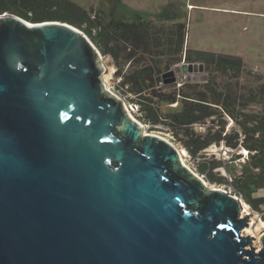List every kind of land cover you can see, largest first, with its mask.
<instances>
[{"label": "water", "instance_id": "obj_1", "mask_svg": "<svg viewBox=\"0 0 264 264\" xmlns=\"http://www.w3.org/2000/svg\"><path fill=\"white\" fill-rule=\"evenodd\" d=\"M103 74L78 27L0 13V264H264L241 197L147 132Z\"/></svg>", "mask_w": 264, "mask_h": 264}, {"label": "trees", "instance_id": "obj_2", "mask_svg": "<svg viewBox=\"0 0 264 264\" xmlns=\"http://www.w3.org/2000/svg\"><path fill=\"white\" fill-rule=\"evenodd\" d=\"M112 10L123 15L114 16L101 5L88 10L72 0H0V13L31 22L63 21L84 31L117 65L122 96L192 158L211 145L234 152L227 162L198 161L197 171L210 183L231 186L259 211L264 205V194L257 195L264 192L263 75L248 69L239 55L187 47V23L182 20L187 12L169 5L157 12L138 11L117 1ZM177 64L202 65L206 76L165 83L164 74ZM240 158L239 168L230 165ZM220 167L230 179L213 173Z\"/></svg>", "mask_w": 264, "mask_h": 264}, {"label": "rangeland", "instance_id": "obj_3", "mask_svg": "<svg viewBox=\"0 0 264 264\" xmlns=\"http://www.w3.org/2000/svg\"><path fill=\"white\" fill-rule=\"evenodd\" d=\"M77 4L90 10L99 5L106 10L114 13V16L123 15L112 10L114 2L125 3L128 7L138 11L157 12L165 5L175 8L178 13L187 12V17L182 19L187 23L186 26V46L190 48L210 50L220 53L235 54L242 57L245 65L253 72L261 73L264 78V0H72ZM184 8V9H183ZM101 52V51H100ZM102 54V52H101ZM102 64L104 67L103 82L112 92L117 94L127 105L131 106L132 116L140 121L145 130L149 133H155L171 140L178 149L183 150V158L189 167L207 180L204 174L197 171L196 163L206 160L229 161L231 150L223 145H211L201 152L200 157L192 158L179 143L174 141L173 136L166 132L161 125L153 126L146 123L138 112L137 106L130 104L118 90L120 77L117 75V65L108 55L102 54ZM181 71L176 74L181 81L183 75H190L191 80H202L206 73L200 70L199 65L189 72H183L184 64H178ZM127 67L124 68V71ZM176 67H170L173 70ZM192 69V67H191ZM185 73V74H184ZM186 78V77H183ZM175 83V82H174ZM171 84V83H169ZM131 97V96H130ZM246 153V152H245ZM236 159L230 165L239 168V161ZM217 175H224L230 179V175L220 167L214 169ZM208 181V180H207ZM212 186L221 187L233 191L232 187L227 184L211 183ZM259 191L257 195H263ZM242 199V198H241ZM243 201V200H242ZM244 202V201H243ZM245 207L240 210L239 217L247 215L248 222L241 228L242 236L250 238V244L245 248L259 251L262 247L260 235L264 232V205L259 211L253 210L244 202ZM247 209L244 211V209ZM248 211V213H247Z\"/></svg>", "mask_w": 264, "mask_h": 264}, {"label": "bare ground", "instance_id": "obj_4", "mask_svg": "<svg viewBox=\"0 0 264 264\" xmlns=\"http://www.w3.org/2000/svg\"><path fill=\"white\" fill-rule=\"evenodd\" d=\"M130 114L132 115V113L130 112ZM179 150V152H180V157H181V160H182V162L185 164V165H187L188 167H189V165L186 163V161L184 160V158H183V154H184V151L183 150H180V149H178ZM183 153V154H182ZM243 206L245 207V205L243 204ZM247 209L245 208L244 209V211H246ZM247 213H248V211H247Z\"/></svg>", "mask_w": 264, "mask_h": 264}, {"label": "built area", "instance_id": "obj_5", "mask_svg": "<svg viewBox=\"0 0 264 264\" xmlns=\"http://www.w3.org/2000/svg\"><path fill=\"white\" fill-rule=\"evenodd\" d=\"M183 77H186V75H183Z\"/></svg>", "mask_w": 264, "mask_h": 264}]
</instances>
